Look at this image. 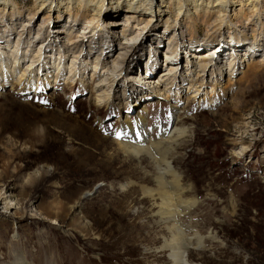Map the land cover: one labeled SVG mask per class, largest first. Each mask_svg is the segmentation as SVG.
Listing matches in <instances>:
<instances>
[{"label": "rangeland", "instance_id": "obj_1", "mask_svg": "<svg viewBox=\"0 0 264 264\" xmlns=\"http://www.w3.org/2000/svg\"><path fill=\"white\" fill-rule=\"evenodd\" d=\"M16 1L14 13L0 10V41L8 49L18 42L24 57L12 66L10 56V75L0 74V196L16 202L0 208V264L13 263L19 252L28 264H171L160 251L164 231L151 216L159 196L146 193L157 194L162 161H129L113 150L126 116L135 125L143 115L157 141L172 111L180 131L167 159L179 175L181 198L195 201L180 229L202 238L200 246L191 238L189 262L264 264V28L245 17L208 32L202 18L172 27L166 16L148 25L140 16L86 28L89 15L81 9L76 19L56 22L54 15L48 22L43 11L29 20L34 1ZM119 13L109 18L126 19ZM125 28L134 40L122 42ZM57 29L70 30L60 33L62 42ZM71 32L90 37L61 57ZM174 49L185 77L187 59L197 70V54H215L202 91L194 93L190 78L169 92L162 86L167 97L143 83L159 80ZM108 51L112 68L105 71ZM33 60L26 81L14 85L21 66ZM166 180L173 192L172 176Z\"/></svg>", "mask_w": 264, "mask_h": 264}, {"label": "bare ground", "instance_id": "obj_2", "mask_svg": "<svg viewBox=\"0 0 264 264\" xmlns=\"http://www.w3.org/2000/svg\"><path fill=\"white\" fill-rule=\"evenodd\" d=\"M33 1H34L33 9L28 12L29 20L36 18V16L39 13H42L43 11H45V13H43V15H45L44 20L48 22L50 21V18L54 15L55 17H57L56 22H61L60 19L64 15H68L71 17L75 16L76 19L77 15L79 14L78 10L81 9L83 11V15L84 14L89 15L87 17L88 19L86 23L87 24L86 28L91 24L100 21L105 26L109 23L112 24L114 21L115 24H119V25L125 24V22H128V20H131L134 17L138 18L140 16L144 17L145 25H148L149 21L155 20L154 16H159V17L166 16L165 22L166 23L173 22L174 26L171 25L172 27H175L176 22H180V20L188 19V21H192L194 23L197 19L202 18L203 21L207 24L208 32L209 31L212 32L214 30L216 31L222 26H229L231 24H234L232 20L235 19L240 20L245 17H249L251 18V20L254 21V23H259V27L264 28V0H33ZM15 7H17L16 0H0V10L10 11L14 13ZM119 12L125 13L124 15L126 16V19L124 20L120 19L116 21L114 19L109 18L120 15ZM138 19H142V18H138ZM65 30L57 29V32H59V34L58 35L56 34L54 37L60 41L61 40L60 33H64ZM85 30L87 31V29ZM66 31L69 32L70 30H66ZM25 32H28L27 34H30L28 28L25 29ZM83 33H85V31ZM70 34L69 35L71 37L69 38V40H67L68 43L62 49L60 48L58 51V54L61 57L62 55H65L68 52H70V45L71 46L79 45L90 37V35L88 34L82 35L79 34V32H77L76 34H73L71 32ZM20 35L21 34H19V37ZM41 35L42 34H40L38 37L42 38ZM111 38L114 39L113 36H111ZM121 39L122 42H130L131 40H134L132 31L128 30L127 28L122 29ZM3 41L2 40L0 41V74L4 75L6 73H9L10 75L11 63L9 64V68L8 66L6 67L5 65L6 60L8 64V60H10V56H12L13 64L11 65L12 66L17 64L20 65V63L23 62L24 59L22 58L24 57H22V53L20 54L19 52L18 42H16L13 47L11 46L8 49L7 48L8 44ZM50 41L51 39H49V42ZM49 42H47L46 45ZM43 43H45L44 40L39 44L42 46ZM6 48L8 50H6ZM191 49L196 50L195 47H192ZM210 51L211 49H209L207 52L197 54L200 56L197 62L199 64V69L197 70L196 68H194L196 63L192 61L191 58L187 59L189 65L188 67H186L187 69L186 71L188 72L186 77L180 74V71L177 70V65L179 63L178 50L177 49L171 50L170 53L165 52V55L168 53L169 57L172 60V62L167 64V66L169 67H166L165 69L160 70L157 73L160 74L159 75L160 77L158 76L159 80L155 81L156 77L153 78L146 77V79L144 78L142 79L143 83L147 86L148 89L160 92L167 97L168 96L167 92L171 90L172 85L175 84L176 87L178 88L180 83H183V81L186 80V78L188 79L190 78L187 84L191 88L195 87L194 93L198 92L200 88L202 91L203 90L202 87L204 86L205 83L204 75H206L207 70H209L208 68H210L211 66L213 67L215 64H217L215 63L214 60L215 54L211 53ZM38 53L40 54L41 51H38ZM206 53H208V55H206ZM105 56L107 57H105V60H103L102 62L105 65L106 64L108 65V60L109 57L111 56V53L108 51L106 52ZM231 62H233V59ZM33 63L34 60L26 64L25 68H22V66L21 68L19 67L20 74L17 80L14 81L15 82L14 85H17L20 82H23L24 80L26 81L28 75H30L32 72L31 68L34 66ZM59 64L60 62L57 65V69L59 68ZM95 66L96 65H94V68ZM44 68H48V65L46 64ZM110 68H112L111 65H108L107 70L105 69V71H109ZM232 69H230V71ZM112 70L113 69H111V78H112L111 81H114L115 77L117 76L113 75ZM93 78L94 77L92 74L91 80ZM117 81H119V79H117ZM162 86L166 87L167 92H165L164 90L165 88H162ZM212 90L209 92L211 93ZM206 96L207 94L205 95L204 98L207 99L206 101L211 100V96H208L207 98ZM170 117H171V122L168 123L169 126L165 125L162 128H159L160 131H159L158 140L153 141L149 138V133L145 129L143 115L138 116L135 125H131V121L129 120L128 116H126L124 119L123 129L120 132V138L118 139V142H116L117 146L113 151L117 152L116 155L123 154L127 156L129 161L132 160V158L137 159L138 161H142L141 158L146 156H149L150 160H156V159L158 160L159 158V162L162 161L161 165H163L164 168L160 167L161 165L156 161L160 165L159 166L157 164L156 166L157 167L156 181L158 184L157 194L154 195L152 194V191L150 189L145 188L146 193L149 194L151 199H153L154 196L155 197L159 196L160 199L159 202L153 201V203H151V205L154 207L151 216L155 218L156 220L155 223L158 224L157 226L164 231L162 236L160 235L161 236L160 238L162 239L161 242L163 241L160 247V251L168 256L171 264H191L188 259V249L189 246L193 244L191 243V238L196 239L197 246H200V244L202 243L201 242L202 238L198 237V233H194L193 237H186L188 236L187 232H184L182 229H180V226H184L181 223L182 218L186 216L190 217L188 212L194 207L195 201H190V200L186 201L181 198L180 194L184 189L180 185L179 175L173 169L172 162L170 161V159H167L168 152L173 149L172 141L176 137V134L180 131V128H177L173 125L174 121L177 120L178 118V116L174 111L171 112ZM159 150L162 153H158ZM154 152H157V156H158L157 158L154 156ZM167 174H170L173 178L172 181L173 187H170L174 190L173 192H170V190L168 189L167 186L168 182L166 180ZM13 205L15 206L16 202H14L10 196H5V197L0 196L1 209L9 210L10 208H14ZM162 218H164V220H162ZM10 264H28V260L24 257L22 252H19V253H15L13 263Z\"/></svg>", "mask_w": 264, "mask_h": 264}]
</instances>
